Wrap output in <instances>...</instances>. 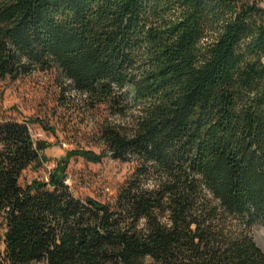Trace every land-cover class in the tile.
Wrapping results in <instances>:
<instances>
[{
    "label": "trees",
    "instance_id": "trees-1",
    "mask_svg": "<svg viewBox=\"0 0 264 264\" xmlns=\"http://www.w3.org/2000/svg\"><path fill=\"white\" fill-rule=\"evenodd\" d=\"M37 75L59 107L101 113L102 151L29 182L51 144L0 120V264H264L257 0H0V81ZM76 156L135 170L114 199L76 196Z\"/></svg>",
    "mask_w": 264,
    "mask_h": 264
},
{
    "label": "rangeland",
    "instance_id": "rangeland-1",
    "mask_svg": "<svg viewBox=\"0 0 264 264\" xmlns=\"http://www.w3.org/2000/svg\"><path fill=\"white\" fill-rule=\"evenodd\" d=\"M264 7V0H257ZM51 80L48 76L37 75L18 81H0V120L15 118L22 122L34 119L30 124L33 137L51 144L46 150L49 161L41 167L29 168L23 180H47L58 159L68 150L91 149L101 153L95 139L96 119L81 108L59 107L53 93H49ZM80 102L76 101L75 103ZM68 108V107H67ZM135 164L123 163L110 157L99 163L83 157L70 160L66 180L76 196H92L101 200L114 199L121 184L134 172ZM264 229H255V239L264 250Z\"/></svg>",
    "mask_w": 264,
    "mask_h": 264
},
{
    "label": "water",
    "instance_id": "water-1",
    "mask_svg": "<svg viewBox=\"0 0 264 264\" xmlns=\"http://www.w3.org/2000/svg\"><path fill=\"white\" fill-rule=\"evenodd\" d=\"M261 230H263V231H264V229H261Z\"/></svg>",
    "mask_w": 264,
    "mask_h": 264
}]
</instances>
